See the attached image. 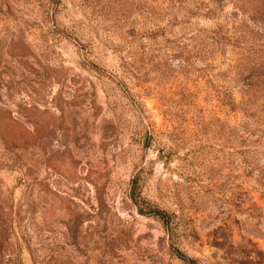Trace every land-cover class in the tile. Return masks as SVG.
Instances as JSON below:
<instances>
[{"label": "rangeland", "instance_id": "obj_1", "mask_svg": "<svg viewBox=\"0 0 264 264\" xmlns=\"http://www.w3.org/2000/svg\"><path fill=\"white\" fill-rule=\"evenodd\" d=\"M181 255L264 264V0H0V264Z\"/></svg>", "mask_w": 264, "mask_h": 264}, {"label": "trees", "instance_id": "obj_2", "mask_svg": "<svg viewBox=\"0 0 264 264\" xmlns=\"http://www.w3.org/2000/svg\"><path fill=\"white\" fill-rule=\"evenodd\" d=\"M133 183V182H132ZM133 185V184H132ZM130 198L131 200H135L134 198V195H130ZM136 202V201H135ZM141 211V210H140ZM153 214L155 215H159V216H162L164 213L161 211V210H153ZM182 256V255H181ZM183 259H185L187 261V264H197V262L194 260V259H188L187 257L185 256H182Z\"/></svg>", "mask_w": 264, "mask_h": 264}]
</instances>
